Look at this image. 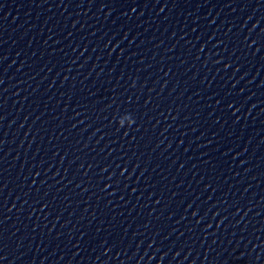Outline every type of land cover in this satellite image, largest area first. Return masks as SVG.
I'll use <instances>...</instances> for the list:
<instances>
[{"label": "clouds", "instance_id": "9594fccd", "mask_svg": "<svg viewBox=\"0 0 264 264\" xmlns=\"http://www.w3.org/2000/svg\"><path fill=\"white\" fill-rule=\"evenodd\" d=\"M134 121L131 122V124L133 123ZM120 124V123H119ZM121 127H123V124H120Z\"/></svg>", "mask_w": 264, "mask_h": 264}]
</instances>
